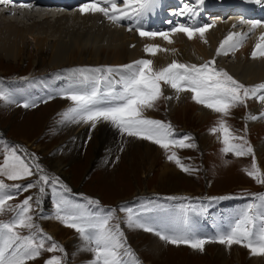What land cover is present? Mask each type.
I'll use <instances>...</instances> for the list:
<instances>
[{
    "label": "bare ground",
    "instance_id": "1",
    "mask_svg": "<svg viewBox=\"0 0 264 264\" xmlns=\"http://www.w3.org/2000/svg\"><path fill=\"white\" fill-rule=\"evenodd\" d=\"M155 1L156 3L154 2V5L150 9H148L146 14L142 18L137 20L139 24L137 26H135L134 24V28L130 32L128 30L130 28V26L128 25V19L123 20L124 25H117L110 23L108 19V21H105L106 18L99 13L81 14L79 12V8L86 2V0L77 7L75 12H64L60 13V15L58 16L57 14L59 12L57 11V9L51 7L45 9L36 8V10H27L29 14L35 16L33 17V19H30V16H28L25 12L18 10L14 6L0 5V24L2 25V27L0 28V57H7V59L11 61H22L24 59H30L33 64V68L29 76L16 75L22 79H19L18 82H16V79H10L6 81L7 87L11 91V95L7 99H0V118L2 117V120H7V118L3 119L5 118V109L9 107H15L14 104H12L13 100H15V97H18L19 99H31L36 96H47L49 93L51 94V92L62 91L60 89V85L64 81H74V84H78L81 86L85 85L87 83L85 82L86 80L81 81L80 79H86L87 76H93V73L86 71L82 72L79 70L94 69V67L101 65H107L108 67L114 68V66L116 65H127L130 62L133 63L134 61L140 59H150L153 61L154 66L162 68L171 63L173 60L185 61L187 64H190L191 61L196 62L200 58L206 59L213 57L215 60V64L221 65L224 68L228 69L230 72L234 73V75H236L239 78V81L243 84L245 83L248 86H253L264 83V57H257L255 59L251 57L254 45L258 42V38L261 36V34L264 33V26L257 27L255 30H253V40L249 39L246 46L241 45L244 40L243 39L242 41H240L239 46L235 48V50L228 51L227 55L216 54V49L220 46L221 41L229 33L247 34L246 36H248V34L252 32L249 31L250 26L248 23L244 25L242 23L241 25L240 23H237L241 21V19L237 15V17L230 20L228 24L222 25L224 20L223 18L227 14L237 13L231 11V9H235L237 7V4H231L229 2L223 1H236L237 3L241 2L244 5L245 13L249 15L246 21H250L251 19H253L254 21H264V9H262L261 7V5L264 3H257L256 0H222L223 4L220 5L217 2L213 3L211 1H208L205 8H203L202 6V8L196 10L197 13H200H194L193 20L189 19L188 21H186L185 17H179L180 15L176 18H173L172 24L173 21L179 19L178 24H188V26L190 27H200L205 24L210 25V22L213 23L217 21L215 24H211L212 27H210L205 32L203 39L199 35H196L193 39L190 40L183 33H170V29H172V27H176L178 24L175 26L172 24L168 25L167 22L163 19L164 12L161 0ZM198 1L199 0H194L196 6ZM252 5H256L258 9H255V6ZM216 6L220 7V10L218 11H221L216 13L217 15L215 14V12H212L215 11ZM29 8L32 9L33 6L30 5ZM6 10H13L14 14L7 15L5 13ZM41 10L44 11L41 12ZM53 10L54 12H52ZM54 14L55 16L53 17ZM62 14L64 16H71V21L73 20L74 24L67 23L66 17H64ZM165 14L170 15V13L167 12H165ZM168 17L169 16H166V18ZM210 17L213 18V20ZM50 18H54L53 21L55 24H53L52 28L44 27L45 23L42 25L41 22L46 21ZM25 21H31L32 24L30 23L31 25H26ZM58 21L61 22L57 23ZM165 24L171 26V28L169 30H162L157 32L170 33L169 38L173 42L169 45L163 43L164 39L159 36L154 38L146 36L142 37L136 31V27H140L141 30L146 31V28L148 27L153 26L154 28H158L163 27ZM262 25L264 24L262 23ZM236 26H241V30H238L239 28H236ZM47 30H51L52 32L47 33ZM36 32L39 33L36 34ZM27 37L30 39V41L27 39ZM174 37L179 38V40L176 41ZM205 43H208L210 47L209 50L205 48ZM145 45H158L163 49H167L168 51H160L155 56H152L144 52ZM172 49H175V51H171ZM192 52L194 53V56H196V58L194 59L190 57ZM229 56H231L232 59L229 61V63H226L225 58ZM109 82L111 86L112 80H110ZM105 85H108V83L106 82ZM77 91L79 92L80 89H77ZM163 91L165 104H167L170 116L174 115L176 111H181L183 113H186L188 111V107L186 106L187 103L191 102V92L182 91L180 93H177L171 87H164ZM183 103L184 107H180L179 105ZM254 103H249L251 105V107L249 108V115H255L258 117L259 110L263 108V104L260 102L257 107H252ZM51 104H54V108H52L53 112L55 111L56 113L60 114V122H57L58 124L56 128L54 127V132L57 135L54 145L55 149L49 150L50 155L45 162L43 161V163L34 155L32 159L34 161V166L40 165L39 170H37V168L35 167L37 174H45L50 172L52 174L49 173L50 175H45L50 176V178L55 175V177L60 179L57 180L58 184L62 183L63 185H65V187H69V185H72V181L69 176L70 169L72 171H76L78 168H82L81 173L84 174L87 172V170H90L91 168L94 169L96 167V162L100 160L103 161V165H105V162L113 153L114 156L110 161H113L115 158L119 159V148H123V150L126 149L128 151L126 155L130 156L129 162L131 164L140 163L141 166L144 165L146 161L150 160L153 155L159 154V147L157 146L158 144L155 145L153 142L142 138H134L137 140H132L129 144H127V142L125 141L126 143L123 144L122 142V144L117 145L114 142V133L117 132V127H114L108 121H97L96 126L93 128L91 122L84 123L82 121L73 122L72 120H62L63 116L61 114H63L68 108L74 106L73 102L67 99L65 96H63L62 99L53 101V103ZM197 105H200L197 107V114L201 120L209 114L211 116H213L212 114H216V112L214 113L212 109L207 108L202 104ZM17 109L22 110L23 108L18 106ZM45 112L40 111L38 112L40 114H35V116L30 115L27 120H41L42 118L45 119L43 114H47L48 111ZM145 112H147V114L152 113L150 112V110ZM23 116L17 117L15 119H17V121H22ZM245 120L248 126L258 125L261 122H264V118H258L256 120ZM21 127L25 128L23 125ZM202 140L203 141L200 146L202 147V149H205L206 141L204 140V138H202ZM86 141H88V144ZM138 141H142V144H138ZM260 143L261 145L263 144L262 141H260ZM48 144L49 143H42L38 145V149L40 148V150L45 153L46 151H48V148H45V145ZM90 146H92L93 151L91 152V154L89 152V155L91 156L90 158H92L89 159V161L87 160V158H89V155H86L85 152L86 150L89 151ZM251 147H253L254 154L256 155L257 159L262 161V157L264 155V147H261L259 144H256L255 146L251 145ZM82 151H84L83 159L81 157ZM84 154L86 155V157ZM44 166L46 168H44ZM134 169H137V167ZM181 175L180 171H178V168L173 167V170L171 171L169 164H166L159 169L158 178L161 183H165L167 185H169V180L171 178L174 179V183H178L177 181L179 180L187 183L188 180ZM113 177H107L106 175V179H104V182H112L115 179ZM80 191L82 192V189ZM151 191L159 192V190L154 187L151 189ZM185 191L186 190L181 191L178 189L171 192H178L188 195L189 192ZM224 195L231 197H215L213 199H202L203 201L205 200L207 202H212L213 208L218 212V217H222V214H220L219 212L223 206L232 205L233 198L241 200V198H237L235 196H232L231 194H223L219 196ZM209 197L210 196H208V198ZM237 211L236 214L240 212V210ZM210 219L211 218H209L206 212H204L200 216V221L205 225L208 221H211ZM223 221H226V218H222V220L219 222H213L214 224L216 223L215 225L218 229L217 234L224 232V225H222L221 223ZM46 225L48 226L52 234H55L56 236H60V234H62L60 238L65 241V237L69 234V228V230H67L66 228L60 227L57 222H54L52 220H48V223H46ZM130 229L126 228L124 230L127 231L129 239L135 240L138 236H140L138 240L144 241L146 246L145 251L147 252L146 254L153 257L151 258V260H153L154 258L158 259L161 252H163L164 246H167V248L173 247V245L171 244H164V240L162 241L160 237L152 236L153 232H145L139 229V231H137L134 230V228L132 230ZM73 238V244L76 243V246H80L79 248H81V246L84 247L85 242L82 245H79L78 243L80 240L83 241L81 237H78V234H75ZM70 240L73 239L71 238ZM86 248L88 247L86 246ZM167 248L165 247L164 250H166ZM227 249L228 247L226 245L223 246L221 244L214 257L219 260H224L226 258ZM70 253L72 252L69 249V255H71ZM73 253H75V251ZM76 253H78V250L76 251ZM79 253L82 258L86 257L85 250L80 251ZM69 255L68 257H70ZM235 256L238 258L237 255ZM243 257L244 256L238 258L237 260L240 259L241 261ZM245 261L247 264H263L264 255H253L251 253L248 260L244 259V262ZM150 264L152 263L150 262Z\"/></svg>",
    "mask_w": 264,
    "mask_h": 264
},
{
    "label": "rangeland",
    "instance_id": "2",
    "mask_svg": "<svg viewBox=\"0 0 264 264\" xmlns=\"http://www.w3.org/2000/svg\"><path fill=\"white\" fill-rule=\"evenodd\" d=\"M170 1L167 0V2H170ZM180 1L172 0L171 2H175L177 5L181 4L180 9L178 10L180 16L179 15L178 16L179 17L184 16L186 21H188L189 19L193 20L194 19L193 14L197 13L196 10H198L199 8H202V6L203 8H205L207 6L208 1H211L213 3L217 2L220 5L223 4L222 0H199L197 3V6L194 3V0H180ZM223 2H229L231 4H238L236 1H223ZM184 6H187L188 9H191V11H185ZM252 6H255V5H252ZM261 7L262 9H264V4H262ZM43 11L44 10H41V12ZM52 12H54V10ZM146 12L141 17H138V18L133 17L132 19H128V22L130 21L132 22L131 24H128L131 29L134 28V24L135 26L139 24L137 20L142 18L146 14ZM5 13L7 15L14 14L13 11H9V10H6ZM181 14H184V15H181ZM65 17H66L67 23L74 24L73 20L71 21V16H65ZM236 17H237L236 14H232V13L226 15L224 18L221 17L224 19L222 25L228 24L230 20ZM53 19L54 18H50L46 21L41 22V24L43 25L45 23L44 27L52 28L53 24H55ZM172 19L170 21H167V20L165 21L167 22L168 25H171ZM211 19L213 20V18ZM252 20L253 19H251L250 21ZM105 21H108V20L105 19ZM60 22L61 21H58L57 23H60ZM216 22H213V23L210 22V25L215 24ZM261 22L264 24V21H261ZM30 23L31 21H27L26 25H31L32 23L31 24ZM237 23H240V22H237ZM119 24L124 25V21L123 20L120 21ZM1 27L2 25L0 24V28ZM236 28H239L238 30H241V26H236ZM46 32L51 33L52 31L47 30ZM37 33L39 32H36V34ZM253 33L254 32L252 31L250 34H248V36L244 38L241 45L246 46L247 41L249 39L253 40V36H254ZM27 39L30 41L28 37ZM174 39L176 41L179 40V38L177 37H174ZM163 43H165L166 45H169V43L165 40H163ZM205 48L209 50L210 47L208 43H205ZM190 57L193 59L196 58L193 52L191 53ZM206 59H210V58H206ZM225 59H226V63H229L232 57L229 56V57H226ZM202 60L204 59L200 58L198 62ZM178 62L186 63L185 61H178ZM193 62L195 61H191V63ZM196 65H200V64H196ZM120 66L122 65H116L114 66V68H119ZM153 67L156 69H159L158 67L154 65ZM32 68H33V64L30 59H24L22 61H11V60H8L7 57H4V56L0 57V74H1L0 76H4L2 80L5 81V86L2 85L0 86V88H6V90H0V93H3L5 99H7L11 95L10 94L11 91L7 87L6 81L10 79H13V80L16 79L17 80L16 82H18L19 79H22V78L16 75L29 76ZM94 68H103V65L97 66ZM117 73L121 76L119 72ZM103 78L106 80L108 85H110L109 81L112 80V78L111 77L108 78L107 76H104ZM80 80L85 81L86 79L82 78ZM87 85L88 84L86 83L85 86ZM163 85L161 84L163 95L156 102L155 106L148 110H150V112L155 114V116L163 119L167 123H171L174 125L177 124L182 127L191 128L192 133L188 136L190 137V139L185 140V143L193 144L195 146L194 147H184V148L170 146L168 150H165L161 148L159 145L154 143L155 145L159 147V150H158L159 154L153 155V157L150 160L146 161L144 165L142 166L140 163L131 164L129 162L130 156L126 155L128 151L126 149L123 150V148H119L118 149L119 159L115 158L113 161H110L112 157L114 156V153H113L110 156V158L105 162L106 163L105 165H103L104 164L103 161L100 160L96 162V167L94 169L91 168L90 170H87V172L84 174L81 173L82 168L81 169L78 168L76 171L75 170L72 171L70 169L69 176L72 181V185H70L72 187V188L70 187L72 191L70 192L64 191V188L62 187H55V185H52V183L49 184V189L47 190V184L41 183V187L44 188L43 193H41L39 185H37L35 181L33 180V177H35L36 173L34 172V166L32 165L31 160L22 158L23 155L26 157L25 152L22 153L23 155L20 153L19 149L17 148L18 147L17 143L15 141L8 143L5 140H3L2 142H0V163L3 162V158L6 154L10 153L13 150L16 152V148H17V151L22 156L18 154L17 152L16 154L30 165L31 170L33 172L32 176L23 179L24 182H26L25 186L29 182L36 185L35 187L28 189L27 191H23V190L16 191L14 188H12V190L15 192L17 196L7 201L6 210L3 213H0V222L10 223L13 220V218L16 217L19 211V209H17L16 206L22 205L21 203L23 202L25 198L32 197V200L30 201L31 209L28 215L32 217V223L36 225L40 231L38 232L35 228L34 229L18 228L15 230L18 231L19 234L22 236H29V235L35 236L37 240L40 238V234L43 233L47 236L52 237V241H47V240L45 241V247H50L51 244L55 241L56 244H58L60 247L63 248L62 252L59 250L51 252V253L47 251H42L39 257H37L34 260L26 261V264H45V261L51 258L52 256L59 257L61 259L62 264H90V262L94 259V253L89 250H86L87 249L86 246L90 247V245H88L86 241L80 240L78 242L79 245H82L85 242L84 244L85 248L82 246L81 248H79L80 246L78 245L76 246V243L73 244V241H74L73 236L75 234H78V237H80L79 233H77L76 230L73 228L66 227L63 223H61L60 220L56 219L57 204L60 203L62 199L67 201V204L62 205V207H64L67 210V212L70 214H82L83 215V213L86 211V215L88 213L86 218L96 221V220H99V214L97 215L95 213L101 207L102 214H103L102 217H104L105 214L109 210H113V219L109 221V226L119 224L120 231L122 227L124 230L126 228L128 229L131 228L130 230H132L134 228V230L139 231L143 229L137 228V227H130L126 223L129 212H124L120 207H123L127 210L130 209L131 214L134 217L137 213H139L138 209H136L137 208L136 203L144 199H149L153 195H158L160 193H167V194L178 193V192H171V191L179 189L181 191L186 190L185 192H189L188 196L195 197V195L214 194L216 192L217 193H227V192H240V191H248V190L258 191L262 187H264V184L257 183L256 180H254L249 175H247V172L245 171V170L251 169V164H252V159H253L252 155L237 157L236 155L232 153H223L221 151L223 147V144L221 143V139H222L221 133L220 132L212 133L210 131L213 127H218L217 122L220 119H224L227 125L230 126V129L235 135L244 136L248 142L250 141L249 144L252 146L259 144L261 147H264V122H261L258 125L248 126L245 120L250 112L249 108L251 107V105L249 103L255 102L252 105V107H257V105L260 103L258 99L253 98V99H250V101L247 100L246 101L247 106L240 105L235 108H232L228 116L222 117L220 113L216 112V114H212L213 116L209 114L208 116L202 118L201 120L197 114V107L200 105H197L198 103H195V101H192L193 99L191 95V99H190L191 102L187 103V106H186L188 107V111L186 113H183L181 111H176L174 115L170 116L168 108H167V104H165V97H164V91H163L164 87H170V86L165 85V84ZM54 92L59 93V94L49 100H45L44 102H37V103L35 102L25 103L24 101L19 100L18 97H15V100H13V103H12L14 104L15 107L14 108L9 107L5 109L6 113H5V118L3 119L7 118V120H2L1 119L2 117L0 118V128L2 129V131H0V137L2 139L4 138L7 140H9V137H11V138L16 139L17 141H21L27 147L30 153V156L31 157H33V155L36 156V158H39L38 160L42 161V163L43 161L45 162L47 158L49 157L50 155L49 150L55 149L54 145L56 142L57 135L54 132V127L56 128L58 124L57 122H60L59 121L60 114L56 113L55 111L53 112L52 108H54V104L52 105L51 103H53V101L57 99H62L63 96H65L66 94L63 91H59V92L54 91ZM48 95H50V93ZM42 97L44 96H39V97L36 96L31 99H37V98H42ZM25 104H28L29 107H24ZM262 104H263V108L259 110L258 117H260V113L264 111V103ZM18 106L22 107L23 109L22 110L17 109ZM179 106L184 107V103ZM148 110L146 109L145 111H148ZM40 111H44V112L48 111L50 114L48 112H47L48 115L43 114L45 119L42 118L41 120H37V119L27 120L30 115L35 116V114L36 115L40 114L38 113ZM21 116L24 117V118L22 117V121H17V119H15ZM62 120L64 119L62 118ZM22 125L25 128L21 127ZM114 136H115L114 142L117 145L122 144V142L123 144L126 142L127 144H129L132 140H137L134 138H138V137L128 136L126 133H122L118 128H117V132L114 133ZM202 138H204V140L206 141L205 149H202V147L200 146V144L203 141ZM88 141H86L87 144H88ZM260 141L263 142L262 145ZM235 142L239 143V141H235ZM42 143H49L48 145H45V148H48L47 149L48 151L46 152L44 151L45 153H43L40 150V148L38 149V145ZM138 144H142V141L141 142L138 141ZM84 151L81 152L82 159H83ZM92 151H93L92 146H90L89 151L86 150L85 154L89 155V152L91 154ZM172 153H175L177 158H179V160L181 161V165H183L186 168H189L190 171H183L181 166H178L175 163V161H170L168 159V156L171 155ZM90 157L91 156L89 155V158H87V160L92 159ZM255 159H256V162H257V165L260 171L264 173V155L262 157V161L258 160L256 155H255ZM166 164H169L171 171L173 170V167L178 168V171H180V175L183 174L181 176L186 178L189 182L187 181L186 183L182 180H179L177 181L178 183H174V179L171 178L169 180V185L165 183H161L158 178L159 169L165 166ZM136 167L137 169H134ZM44 168L46 167L44 166ZM94 172H97V173H94ZM49 173H45V174L47 175L52 174V173L50 174ZM106 175L107 177L114 176L113 178L115 179L109 183L104 182V179H106ZM2 177L3 176L0 177V180L2 181H12V180L4 179L6 177L4 178ZM54 177L55 175L51 177V179ZM55 179L58 180L59 178L55 177ZM13 184H18V183L13 182L12 185ZM153 187L159 190V192L151 191ZM74 188H76L77 190ZM81 189H82V192L80 191ZM9 193L12 194L13 192H9ZM191 194H194V196H191ZM183 195H186V194H183ZM41 196L44 198V201L46 200L45 202L43 201L42 205L37 203V200H39ZM215 197H231V196L217 195V196H210L209 198H215ZM195 198L199 199L197 197ZM250 198H252V200H248L247 208L243 209L244 213L240 217L244 218L247 215L250 218L251 222L247 224L246 226L252 229L254 233L255 232L260 233L262 230H264V200H260V198H253V197H250ZM89 200L96 201L98 203H89ZM184 200L188 203L192 201L193 199L179 198L178 204L179 202H183ZM238 202H240L239 199L233 198L232 205L236 206ZM76 205H79L80 207H76ZM121 205H125V206H121ZM203 205L206 206L204 203ZM129 206H131V208H129ZM145 206L148 208L151 206V203L148 202L146 203ZM187 206H191V205L187 204ZM207 210L208 209H205V207H203L202 214L204 212H207ZM237 210H240V209H237ZM61 214H64V212H61ZM197 214L199 216L202 215L201 212ZM238 214L236 217H238ZM145 216L146 215H144V217ZM136 218L137 217H134V219ZM139 218L141 219V221L143 220L141 217ZM159 218L163 219L164 216L161 215L159 216ZM219 219L221 221L222 217H219ZM48 220L57 222V224L60 227L66 228L67 230L70 229L69 234L64 239L65 241H63L60 238L62 234H60V236H56L55 234H52L50 232V229L46 225V223H48ZM211 221L217 222L216 219H211ZM240 221H242L241 218H240ZM145 223L152 224L153 226L155 225V222H151V221H145ZM124 234L126 236L125 239L128 240L127 242H129L135 248V249H130L132 255H124L123 249H121V253H122L121 259L125 262V264H150V262L152 264H156V263L158 264H247L246 261L244 262V259L248 260V258L251 255V251L249 250V248L244 247L240 244H234L231 247L227 246L228 247L227 254L224 260H219L214 257L217 250H219V246L221 245L220 243L212 242V243L205 244L203 252L199 250H193L192 248L186 245L177 246V245L171 244L173 245V247L167 248V246H164V249L165 247L167 249L166 250L163 249V252H161L158 259L154 258L153 260H151V258L153 257L146 254L147 252L145 251L146 246H145L144 241L138 240L140 236H138L137 239L135 240H130L128 237L127 231H124ZM153 234H155V232H153ZM153 234L152 236L154 237L158 236L156 234L155 235ZM171 234L180 235L182 233L177 232V233H171ZM218 235L219 234H217L216 236ZM71 238L73 240H70ZM164 244L170 245L166 243L165 241H164ZM76 248L78 250V253H76L77 251ZM125 248L129 249L127 246H125ZM69 249L72 252L70 253L71 255H69ZM83 250H85V253H86L85 258H82L79 253L80 251H83ZM74 251L75 253H73ZM240 251H241V255H240ZM68 255L70 257H68ZM235 255H237L238 258H241L242 256H244L243 257L244 259L242 258L241 261L240 259L237 260L238 258Z\"/></svg>",
    "mask_w": 264,
    "mask_h": 264
},
{
    "label": "snow or ice",
    "instance_id": "3",
    "mask_svg": "<svg viewBox=\"0 0 264 264\" xmlns=\"http://www.w3.org/2000/svg\"><path fill=\"white\" fill-rule=\"evenodd\" d=\"M5 2V0H0ZM155 0H123V6L119 0H86L79 8L81 14H102L110 23L119 25L124 19H132L133 17L142 16L148 9L154 5ZM257 3H264V0H256ZM27 7V5H22ZM185 11H191L185 6ZM240 23H248L249 31L255 30L257 27L264 26L261 21H245ZM212 25L205 24L200 27H190L184 24H178L170 29L171 33H183L188 39H193L196 35L204 38L205 32ZM129 31L132 29L129 28ZM136 31L142 37H161L169 44L173 41L169 38V32H149L143 31L140 27H136ZM247 34L229 33L216 49L217 55H227L228 51L235 50ZM206 42V41H205ZM160 51H168L158 45H145L144 52L155 56ZM171 51H175L172 49ZM251 57H264V33L258 38V42L254 45ZM215 60H209L203 64H186L173 60L166 67L156 69L153 67V61L150 59L136 60L131 64L122 65L119 68L106 67L94 69H82L90 73H100L111 75L119 72L121 79V90L119 92H109L105 96L97 90L90 92L69 91L65 97L73 102L72 107L68 108L63 114L64 120H72L73 122H91L92 127L96 126V122L100 120L110 122L117 127L122 133H126L131 137H138L151 140L158 144L161 148L168 150L170 146L180 148L194 147L193 144L185 143L190 137L182 140L171 138V125L165 124L159 120L149 119L143 115L146 109H151L163 95L161 83L170 86L177 93L188 91L192 93V99L198 104H202L214 112L220 113L222 117L228 116L230 110L240 105H246V101L256 98L259 102L264 103V83L253 86H246L233 78L224 69L214 67ZM3 93H0V99H3ZM24 107H29L25 104ZM264 118V111L260 113V117L248 115L246 119L256 120ZM218 127H213L212 133L220 132L223 147V153H232L237 157L252 155V164L250 170H245L247 175L256 180L257 183L264 184V173H262L257 165L253 149L244 136L235 135L230 126L224 119H220ZM246 131V129H245ZM235 141H239L236 143ZM170 161H175L181 166L183 171H190L189 168L181 165V161L175 153L168 156ZM37 170L39 166L35 165ZM33 175L31 167L13 150L6 154L3 162L0 163V176L6 177L8 180H22ZM48 184L58 183L53 178L49 179L46 175L39 176V182ZM36 185L29 182L26 186L13 184L6 185L0 180V213L7 208V201L13 199L10 194H4L6 188H14L16 191H27ZM64 191H69L65 186ZM44 188L40 187L43 193ZM170 199H175L170 198ZM264 200V194L260 196ZM32 197L23 200L22 205H17L19 209L16 217L10 223L0 222V264H26V261L34 260L41 255L42 251L54 252L63 251V248L53 242L50 247H45V241H52L51 236L43 233L37 240L35 236H22L15 229L27 228L40 231L36 225L32 223V217L28 215L31 206ZM39 203V200H37ZM89 203H98L89 200ZM66 200H61L57 204L56 219L60 220L66 227L73 228L79 233L80 237L87 242L89 250L94 253V259L90 264H125L121 259V249L124 255H132L130 249L125 248L123 241V233L120 231L119 224L109 226V221L113 219V210H109L104 217L93 221L82 214H70L62 207L66 205ZM76 207H80L76 205ZM251 207V206H250ZM10 210V209H8ZM123 210V209H122ZM129 215L126 223L130 227L141 228L147 232H155L156 235L168 244L186 245L193 250L204 251L207 243H220L231 247L234 244H240L249 248L253 255H264V230L260 233H254L246 225L251 222L246 215L244 219L237 222L229 232L222 233L214 239H202L196 237L186 229L183 234H168L164 229H157L152 224L141 222L137 217L133 218L131 210H127ZM64 212V214H61ZM45 264H62L61 259L52 256L45 261Z\"/></svg>",
    "mask_w": 264,
    "mask_h": 264
}]
</instances>
